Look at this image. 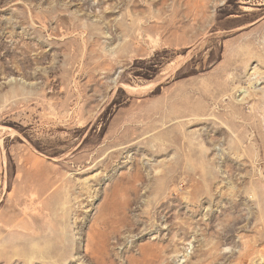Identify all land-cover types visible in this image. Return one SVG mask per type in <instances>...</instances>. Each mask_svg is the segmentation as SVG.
<instances>
[{
  "label": "rangeland",
  "instance_id": "rangeland-1",
  "mask_svg": "<svg viewBox=\"0 0 264 264\" xmlns=\"http://www.w3.org/2000/svg\"><path fill=\"white\" fill-rule=\"evenodd\" d=\"M0 264H264V0H0Z\"/></svg>",
  "mask_w": 264,
  "mask_h": 264
}]
</instances>
